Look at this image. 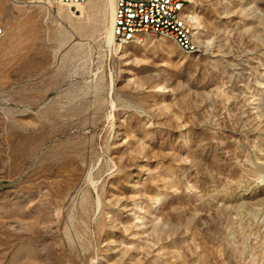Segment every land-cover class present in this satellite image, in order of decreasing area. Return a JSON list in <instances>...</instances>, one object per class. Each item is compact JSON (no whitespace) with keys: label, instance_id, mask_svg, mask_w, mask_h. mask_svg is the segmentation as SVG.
Returning a JSON list of instances; mask_svg holds the SVG:
<instances>
[{"label":"rangeland","instance_id":"374dc122","mask_svg":"<svg viewBox=\"0 0 264 264\" xmlns=\"http://www.w3.org/2000/svg\"><path fill=\"white\" fill-rule=\"evenodd\" d=\"M186 3L195 52L0 0V264H264V0Z\"/></svg>","mask_w":264,"mask_h":264},{"label":"built area","instance_id":"2783aa9c","mask_svg":"<svg viewBox=\"0 0 264 264\" xmlns=\"http://www.w3.org/2000/svg\"><path fill=\"white\" fill-rule=\"evenodd\" d=\"M63 4L84 3L86 0H59ZM182 0H115L113 36L116 44L124 36H135V30H146L148 36L174 35L175 40L193 45V26L184 27L177 21L176 5ZM77 11V10H75ZM4 28L0 25V36ZM139 40H145L140 39Z\"/></svg>","mask_w":264,"mask_h":264},{"label":"bare ground","instance_id":"6f19581e","mask_svg":"<svg viewBox=\"0 0 264 264\" xmlns=\"http://www.w3.org/2000/svg\"><path fill=\"white\" fill-rule=\"evenodd\" d=\"M183 2H181L180 4H177L176 5V16H177V21L179 23H181V25H183L184 27H192L190 25V21H189V17H188V14L186 13V6H187V0H182ZM84 3L82 2H74V3H71V4H67L68 6H71V7H75V10H78L80 8L81 5H83ZM114 9H115V4H114V8H113V11H112V16H111V24L113 26V18H114ZM111 34H112V37H113V41H114V36H113V31L111 29ZM148 35V31L146 30H135V36H124L122 38H120V41H119V44L117 45H122V44H125V43H130V42H133V43H141L143 42L144 40H139L138 38L140 39H144L145 36ZM161 38H167V39H170L172 41H174L181 49L185 50V51H190V52H195V51H198L200 49V46H199V43L195 37V34L193 32V45H194V48L195 49H186V43H183L181 42L180 40H175V37L174 35H161L160 36Z\"/></svg>","mask_w":264,"mask_h":264},{"label":"crops","instance_id":"0c3cea01","mask_svg":"<svg viewBox=\"0 0 264 264\" xmlns=\"http://www.w3.org/2000/svg\"><path fill=\"white\" fill-rule=\"evenodd\" d=\"M85 5V4H84Z\"/></svg>","mask_w":264,"mask_h":264}]
</instances>
